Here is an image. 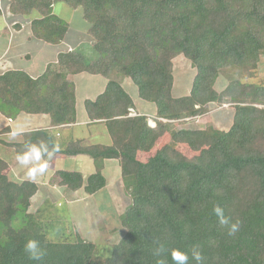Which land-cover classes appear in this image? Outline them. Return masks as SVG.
I'll use <instances>...</instances> for the list:
<instances>
[{
  "label": "trees",
  "instance_id": "16d2710c",
  "mask_svg": "<svg viewBox=\"0 0 264 264\" xmlns=\"http://www.w3.org/2000/svg\"><path fill=\"white\" fill-rule=\"evenodd\" d=\"M8 7L28 17L32 36L48 44L64 40L73 18L88 36L78 49L58 53L37 77L15 69L0 74L4 118L44 114L52 125L23 132L16 141L5 135L10 131L5 126L0 142L7 138L15 159L25 143L44 140L60 148L48 165L58 156L81 154L92 168L81 172L64 161L49 177L56 197L43 199L34 214L28 208L37 184L23 179L24 172L16 175L21 182H11L13 173H3L7 161L0 159V264H38L24 252L31 238L46 249L39 264H156L157 242L168 250L166 264H173L172 249L190 254L195 246L204 264H264V75L258 74L264 0H8ZM179 55L194 74L188 92L173 96V59ZM225 69L242 79L217 91ZM77 73L106 79L103 91L82 104L88 119L103 121L108 144L63 141L52 129L76 121V85L68 75ZM125 78L140 99L154 105L155 126L148 125L146 114L131 115L135 104L122 85ZM224 104H230V113L222 115V127H177ZM106 160L116 161L130 203L115 221L123 235L100 255L96 243L71 229L60 191L103 194L111 210ZM216 204L241 222L234 236L219 225Z\"/></svg>",
  "mask_w": 264,
  "mask_h": 264
},
{
  "label": "crops",
  "instance_id": "0c3cea01",
  "mask_svg": "<svg viewBox=\"0 0 264 264\" xmlns=\"http://www.w3.org/2000/svg\"><path fill=\"white\" fill-rule=\"evenodd\" d=\"M3 5L4 7L0 6V74L6 70L15 69V70H21L31 77H37L43 72L47 64L56 61V57L58 53L68 51L70 50V48L78 49V46L76 45H81V44L85 45L84 43H86L84 42V39L88 35L86 34V32H84L83 28H81L80 23L74 24L73 27L70 26V28L66 33V37L59 44H48L40 39H36L32 36L31 31L29 29V18L22 16L23 18L28 19V21L21 23V21L16 18L17 16H21V15L11 14L9 8L6 11L8 13L6 15L3 12V8H6L7 3H3ZM16 23L20 24L21 27L19 29H15L14 25ZM91 43L92 42L88 43L87 45L88 48L87 55L92 57L93 53L91 51L92 49ZM68 77L71 78V80H73L74 84L76 85V92H75L76 121L73 124L64 125L61 126L60 128L59 126L52 127V129L59 132L57 134V137L63 141H68L69 139H73V140L78 139L85 144H89V143L108 144L110 140H109V136L107 135L104 129L103 121L102 120L91 121L90 119H88L82 104L85 98L94 99L97 94L103 91L106 84V79L100 75H90L85 73H77L73 75L69 74ZM126 80L127 78H125L122 81V85L129 94L130 93L132 94V92L128 90L126 87L127 85ZM135 93L137 95L136 88H135ZM131 97L133 99V96ZM154 110H155L154 105H150V108H147L146 105L142 107L135 105V108L131 109V115L142 113L152 118ZM0 118L3 119V120L0 119L1 121L0 131L5 126H8V130L11 131L17 124H20L21 121L25 119L29 121L27 122V124H22L24 125L23 132L32 131L37 128L52 126L49 117L44 114L19 113L17 117L14 119H7L4 118L0 113ZM4 121L5 123L6 122L9 123H6L5 125ZM9 132H7L5 135L9 136ZM17 140H21V136H19ZM8 154H12V153L9 151ZM68 158L71 160H78V162L80 163V165H78V169L81 172L88 170L91 171L92 161L89 157L79 154L77 156L68 157ZM5 159H7L8 166L12 164V168L10 172H12L13 168L17 172V175L19 172L20 174L24 172L25 169L15 164L16 160L14 159L13 155L12 157L7 156ZM69 159L67 158L64 159L60 156L56 157L54 161L51 163V167H49L50 169H52V171H50L47 179L52 178V174L54 170L57 169V167H54L56 163H58L61 160V163L63 164L64 161ZM113 162H114L113 160H106L105 167L103 169V175L105 176L106 179L107 191L109 190L108 188L109 183L107 182L106 172L110 166L111 167L109 169H111L114 172L115 169L113 168L114 165ZM81 167H83L84 169ZM59 168H62V166ZM43 176L38 177V179L35 182L38 186V189L40 188L39 185H41L42 182L45 180ZM48 186L52 189V191L50 190L49 194H52L53 192L55 196L57 187L52 184H48Z\"/></svg>",
  "mask_w": 264,
  "mask_h": 264
},
{
  "label": "rangeland",
  "instance_id": "374dc122",
  "mask_svg": "<svg viewBox=\"0 0 264 264\" xmlns=\"http://www.w3.org/2000/svg\"><path fill=\"white\" fill-rule=\"evenodd\" d=\"M2 2L7 3L6 8H3V12L7 15L8 13L6 11L9 8L8 0H0V6L4 7ZM60 6L61 4L58 5L59 11H61ZM21 17L22 16L16 17L18 20L21 21V23L28 21V19H25L23 17L21 18ZM72 20H73L72 24H77L81 22L77 18H73ZM71 27H73V25H71ZM172 69H173V75H174L172 95L180 96V95L186 94L190 87V82L194 74V69L191 68L188 60H186L181 55L173 59ZM232 71L229 69H225L224 71H221L215 83V89L217 91L223 90L226 87L227 82L232 81L233 79L234 80L242 79L241 76H239L238 74H235V72L234 71L232 72ZM258 74L260 76L264 75V56L262 57V62L258 67ZM254 80L255 79H249L247 81H254ZM126 81H127V85H126L127 89L132 92V94L131 93L130 94L131 96H133L134 104L140 107L146 105L147 108H150V105H153V104L141 100L135 93V87L133 86L134 84L128 78ZM229 105L230 104H224L218 108L213 107L212 110H210L208 113H205L201 116L190 118L185 121H179L177 123V127L180 128L181 126H184L188 128H204L208 124H214L217 127H222L224 126L223 121H225L222 115H225L227 112L230 113ZM28 121L26 119L22 120L20 124L21 125L27 124ZM6 123H9V122H6ZM147 123L150 126H155V122L153 118L151 117H149V120L147 121ZM0 124H1V121H0ZM6 141H7V138L3 137L2 141L0 142V159L4 161H7V159H5L7 156L12 157V154H8L9 150H7L4 144ZM182 149L185 153L188 152V154H193L192 152H189L188 149H186V147H182ZM66 161L68 165L74 168L75 167L77 168L78 165H80L78 160L69 159ZM15 164L19 166L17 162H15ZM56 164L54 167H57V168L64 165L61 163V160ZM113 164L112 165L115 170L113 172L111 169H109L111 167L110 166L106 172V178H107V182L109 183L108 191L111 192L110 196L114 203V206H113L114 209L113 208L112 209L115 210V215H113V210L112 209L109 210V208L105 205L106 197L103 194L102 195L96 194L98 196H88L81 192L70 191L69 193H64L66 192V190L63 192L60 191L62 194L61 197L65 199V202L67 204L65 206L67 210L64 207L62 209L70 213V220L72 223L71 229L78 232L82 237L86 238L87 240H90L96 243L100 255L108 253V251L111 250L110 246L117 243L118 240L123 235L122 234L123 229H121V227L119 226H116L115 221L118 215L117 213L118 212L120 213L122 210H124L126 206L130 203L129 197H127L124 194L121 184H120V180H118V177H117L118 170L115 165L116 161H114ZM49 167H51V165L50 166L48 165V170L43 176L45 180L42 182L41 185L38 184L40 187L37 190L38 192L30 198V206L28 208L29 209L28 211L31 213L36 214L37 209L42 203L43 199L49 198L53 200L55 198L54 194L53 195L49 194L50 190L52 191V189L48 186V184H50L48 181L49 179H47L50 171H52V169H50ZM11 168H12V164L10 166L6 164V167L3 173H7V175H10ZM12 173L17 175V172L14 170V168L12 170ZM24 175H25V170H24ZM106 191H107V188H106ZM59 201L61 204L63 203L62 199H59ZM101 203L103 204V207H104L103 209H102ZM69 213H67V215H69ZM112 227H114V229L116 228L115 232L113 231Z\"/></svg>",
  "mask_w": 264,
  "mask_h": 264
},
{
  "label": "clouds",
  "instance_id": "9594fccd",
  "mask_svg": "<svg viewBox=\"0 0 264 264\" xmlns=\"http://www.w3.org/2000/svg\"><path fill=\"white\" fill-rule=\"evenodd\" d=\"M153 127V126H152ZM23 134V126L17 124L9 132V140L16 141ZM24 150L15 156L19 166L25 169L23 179L30 182H36L38 177L43 176L48 170V161L60 150L59 145L49 144L44 140L39 142H27L24 144ZM14 183L21 182L15 174L9 177ZM213 213L217 217L218 223L222 229L226 230L228 236H234L240 229L241 222L237 219L233 221L232 217L226 214V209L219 204L213 206ZM24 252L28 258L35 262L43 261L46 256V249L41 245L38 239L31 238L25 242ZM168 252L163 243L157 242L154 249V255L158 257L156 264H166L165 254ZM173 264H190V260L195 264H204L205 257L199 246H195L189 252L174 248L170 252Z\"/></svg>",
  "mask_w": 264,
  "mask_h": 264
}]
</instances>
